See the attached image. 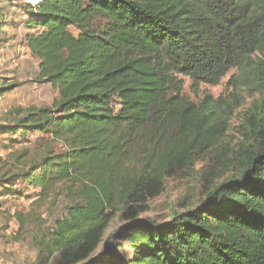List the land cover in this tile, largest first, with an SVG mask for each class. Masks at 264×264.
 Returning a JSON list of instances; mask_svg holds the SVG:
<instances>
[{"label": "trees", "instance_id": "obj_1", "mask_svg": "<svg viewBox=\"0 0 264 264\" xmlns=\"http://www.w3.org/2000/svg\"><path fill=\"white\" fill-rule=\"evenodd\" d=\"M24 9V42L58 97L12 109L13 127H0L47 137L0 170V199L20 195V180L39 190L38 203L60 192L70 201L43 236L47 261L85 258L116 212L133 217L166 176L217 144L247 92L259 98L239 170L169 222L131 223L102 264H264V0H32ZM232 70L224 98L182 94L180 77L217 86ZM126 244L135 257H122Z\"/></svg>", "mask_w": 264, "mask_h": 264}, {"label": "rangeland", "instance_id": "obj_2", "mask_svg": "<svg viewBox=\"0 0 264 264\" xmlns=\"http://www.w3.org/2000/svg\"><path fill=\"white\" fill-rule=\"evenodd\" d=\"M31 2L32 0H0V21L24 17L21 20L25 22L27 16L24 7ZM4 25L8 28L16 26L20 29L18 33L21 36L17 45H8L7 42L14 38L10 35L15 32L0 31V127L8 129L13 127V116L9 113L12 109L52 107L58 95L39 77L38 61L31 56L23 39L27 31L23 29V24L10 22ZM70 32L77 35L75 29H70ZM236 73V70L230 71L217 86H194L190 79L180 77L183 83L182 94L192 103L200 102L204 96H210L214 100L224 98L231 92L227 83ZM12 85L15 86L12 90L4 89ZM241 94L239 107L222 127L217 144L203 148L191 164L166 176L158 192L146 199L142 208L136 209L133 217L126 219L121 209L116 212L94 249L74 264H102L111 256V242L131 223L169 222L173 213H183L199 206L213 188L239 170V154L251 139L247 123L248 110L259 98L247 92ZM45 139L46 135L29 134L23 139L20 131L8 135L0 131V170L12 164L17 166L14 158L18 154L37 149ZM18 171L23 170L18 168ZM12 190L20 195L0 199V264H57L59 255L47 261L46 255L41 252V244L46 241L43 236H46L54 222L65 216L70 201L60 192L47 201L38 203L39 190L20 180ZM1 191L0 189V193ZM125 247L122 257H135L134 250L128 249L127 244Z\"/></svg>", "mask_w": 264, "mask_h": 264}, {"label": "crops", "instance_id": "obj_3", "mask_svg": "<svg viewBox=\"0 0 264 264\" xmlns=\"http://www.w3.org/2000/svg\"><path fill=\"white\" fill-rule=\"evenodd\" d=\"M15 13V15H16V11L14 12ZM21 16V15H20ZM17 17V16H16ZM22 17V16H21ZM23 19H24V17H22ZM22 18H20L19 20H17V18H13L12 20H5V21H0V31L2 32V31H6V33H13V32H15V33H13V34H11L10 36L11 37H14V38H12L11 39V42H10V40H9V42H7V44L8 45H17L19 42H18V40H19V38L21 37L20 36V34L18 33V32H20V29H17V27L16 26H13V27H7V25H4V24H6V23H21V24H23L24 22L21 20ZM18 21V22H17ZM3 24V25H2ZM24 26V25H23ZM23 29H24V27H23ZM26 33H27V31H26ZM25 33V34H26ZM17 34H19V35H17ZM17 35V36H16ZM21 40V39H20ZM18 47H20V45H18ZM26 48H27V50L29 51V48L26 46ZM30 52V51H29Z\"/></svg>", "mask_w": 264, "mask_h": 264}, {"label": "bare ground", "instance_id": "obj_4", "mask_svg": "<svg viewBox=\"0 0 264 264\" xmlns=\"http://www.w3.org/2000/svg\"><path fill=\"white\" fill-rule=\"evenodd\" d=\"M34 2H37V0H34ZM34 5H36V3Z\"/></svg>", "mask_w": 264, "mask_h": 264}]
</instances>
